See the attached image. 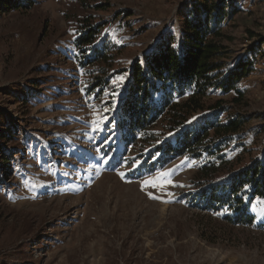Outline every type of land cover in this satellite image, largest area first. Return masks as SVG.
<instances>
[{
	"label": "rangeland",
	"instance_id": "1",
	"mask_svg": "<svg viewBox=\"0 0 264 264\" xmlns=\"http://www.w3.org/2000/svg\"><path fill=\"white\" fill-rule=\"evenodd\" d=\"M17 1L0 0V264H264L263 200L250 204L258 227L203 212L191 195L197 160H160L157 147L172 137L164 126L133 144L117 125L129 70L161 34L182 32L194 0H36L2 10ZM238 5L225 45L231 64L255 63L235 109L250 119L246 166L264 152V0ZM85 24L115 48L91 73L75 63ZM98 75L109 88L90 96Z\"/></svg>",
	"mask_w": 264,
	"mask_h": 264
},
{
	"label": "trees",
	"instance_id": "2",
	"mask_svg": "<svg viewBox=\"0 0 264 264\" xmlns=\"http://www.w3.org/2000/svg\"><path fill=\"white\" fill-rule=\"evenodd\" d=\"M35 1L5 2L2 10L31 9ZM239 1L194 0L182 32L161 34L129 70L116 117L121 139L133 144L151 141V130L161 123L172 137L157 147L160 160L185 156L198 162L193 204L205 213L223 214L230 224L258 227L250 204L264 201V152L246 166L239 162L247 150L242 135L250 119L235 111L244 104L241 83L255 63L231 64L225 45L232 40L226 27L241 13ZM87 25L74 40L75 63L91 73L90 68L109 63L108 53L115 48L109 40L99 42V30ZM104 85L109 88L106 77L98 75L86 90L92 96Z\"/></svg>",
	"mask_w": 264,
	"mask_h": 264
},
{
	"label": "snow or ice",
	"instance_id": "3",
	"mask_svg": "<svg viewBox=\"0 0 264 264\" xmlns=\"http://www.w3.org/2000/svg\"><path fill=\"white\" fill-rule=\"evenodd\" d=\"M123 79H124V77L121 76V77H120V80H123ZM114 95H115V94H114ZM107 111H111V109H107ZM101 119L103 120L104 117H101ZM93 131H94V132L102 131V128L99 126V122H97V126L93 128ZM109 160H110V158H106V159L104 160V162H105V163H108ZM121 175L123 176L124 174L122 173ZM165 175H166V174H165ZM150 183H152V182H151V181H145V182H144L145 186H147V185L150 184ZM152 186H156V185H155V184H152Z\"/></svg>",
	"mask_w": 264,
	"mask_h": 264
}]
</instances>
